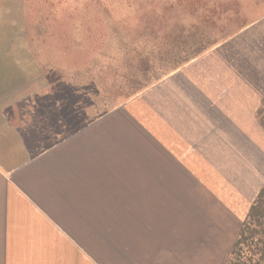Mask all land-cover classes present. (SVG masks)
<instances>
[{
  "label": "crops",
  "instance_id": "0c3cea01",
  "mask_svg": "<svg viewBox=\"0 0 264 264\" xmlns=\"http://www.w3.org/2000/svg\"><path fill=\"white\" fill-rule=\"evenodd\" d=\"M77 42L0 106V264H264V216L218 165L264 142V66L230 41L133 90Z\"/></svg>",
  "mask_w": 264,
  "mask_h": 264
},
{
  "label": "rangeland",
  "instance_id": "374dc122",
  "mask_svg": "<svg viewBox=\"0 0 264 264\" xmlns=\"http://www.w3.org/2000/svg\"><path fill=\"white\" fill-rule=\"evenodd\" d=\"M77 40L102 49L108 65L121 63L123 82L131 72L133 90L230 41L236 56L264 66V0H0V106H23L35 91L37 58ZM257 97L252 93V102ZM255 115L264 132L263 95ZM259 139L228 144L234 156L218 159L234 178L231 197L250 188L257 199L264 188ZM260 205L264 210V200Z\"/></svg>",
  "mask_w": 264,
  "mask_h": 264
},
{
  "label": "trees",
  "instance_id": "16d2710c",
  "mask_svg": "<svg viewBox=\"0 0 264 264\" xmlns=\"http://www.w3.org/2000/svg\"><path fill=\"white\" fill-rule=\"evenodd\" d=\"M256 200H257L256 203H254V204H256V206H255V208H252V214H256V215L261 214L264 216V210H262L263 206L261 205L259 208L258 203H257L261 200L259 202L261 204L262 200H264V188L260 191V194L258 195V198Z\"/></svg>",
  "mask_w": 264,
  "mask_h": 264
}]
</instances>
